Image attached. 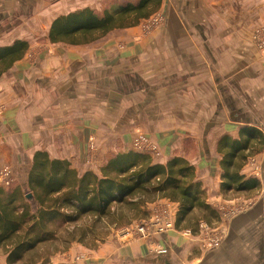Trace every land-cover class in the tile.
<instances>
[{"label": "crops", "instance_id": "0c3cea01", "mask_svg": "<svg viewBox=\"0 0 264 264\" xmlns=\"http://www.w3.org/2000/svg\"><path fill=\"white\" fill-rule=\"evenodd\" d=\"M138 1L0 0V172L10 168L12 183L27 180L37 152L98 175L119 153L155 164L181 157L217 216L198 221L195 211L150 238L73 242L38 264H264V55L255 41L264 0H161L136 25L79 44L50 40L57 18L86 9L102 18ZM156 16L160 23L146 28ZM17 42L26 52L7 57ZM226 152L247 156L239 173L257 180L255 189L223 190ZM164 200L142 207V220ZM232 209L238 213L225 218ZM202 224L223 229L219 248L202 247Z\"/></svg>", "mask_w": 264, "mask_h": 264}, {"label": "trees", "instance_id": "16d2710c", "mask_svg": "<svg viewBox=\"0 0 264 264\" xmlns=\"http://www.w3.org/2000/svg\"><path fill=\"white\" fill-rule=\"evenodd\" d=\"M160 3L139 0L114 13L106 12L102 18L88 9L75 12L57 18L49 37L52 43H84L88 35L123 28L125 23L138 24L151 17ZM27 48L28 44L17 42L5 52L13 57L18 51L23 55ZM256 136L257 132L250 137ZM246 158L242 154L235 160L231 152H226L223 190L242 192L257 187V180L245 179L239 173V162ZM29 194L34 200L27 197ZM157 198L179 204L177 227L189 222L195 211L198 221L210 222L217 216L205 200L194 166L185 158L155 164L149 155L129 151L115 155L98 175L92 171L79 173L66 160L50 159L48 154L37 152L26 187L20 182L0 185V254L6 256L7 264L46 263L63 246L83 242L92 234V228L80 225L83 219L100 221L118 207L139 211Z\"/></svg>", "mask_w": 264, "mask_h": 264}, {"label": "built area", "instance_id": "2783aa9c", "mask_svg": "<svg viewBox=\"0 0 264 264\" xmlns=\"http://www.w3.org/2000/svg\"><path fill=\"white\" fill-rule=\"evenodd\" d=\"M161 21V18L156 16L151 18L146 24V28H152L157 26ZM255 41L264 55V31H257L255 34ZM141 138L139 142H144ZM144 149V148H143ZM152 149H155L154 147ZM90 154H94L96 151L94 140L90 141L89 145ZM8 171L3 174L5 177L8 175ZM148 216L134 225L128 228L127 234L133 239L137 238H150L152 236H160L168 232L176 230V217L177 211L174 202L171 200L157 201L153 203L148 211ZM238 213L237 210L232 209L229 212H224L225 218H231ZM224 237V231L220 227H211L207 224H202L198 239L204 249L212 250L220 247Z\"/></svg>", "mask_w": 264, "mask_h": 264}, {"label": "rangeland", "instance_id": "374dc122", "mask_svg": "<svg viewBox=\"0 0 264 264\" xmlns=\"http://www.w3.org/2000/svg\"><path fill=\"white\" fill-rule=\"evenodd\" d=\"M260 31H264V30H260ZM6 171H8L9 173L4 177L3 174H5ZM0 174H1L0 176L1 186H8L12 184L10 168L8 167L3 168ZM16 182H20L25 187L27 186V180L25 179ZM144 212H146L145 209L143 210L141 208L139 209V211L137 210L132 211L128 209L127 206V207L116 208V211L113 215L97 222H95V219L93 217H87L80 222V225L92 228V234L86 237V239L83 242H75V243L81 244L87 248H93L99 243L108 240L109 238L113 237L118 233L127 235L126 230L130 228V226L134 225L133 224L134 222L138 220H142V217L145 214ZM64 249L65 247L63 246L60 251H63ZM0 262L3 263L2 259Z\"/></svg>", "mask_w": 264, "mask_h": 264}, {"label": "water", "instance_id": "95a60500", "mask_svg": "<svg viewBox=\"0 0 264 264\" xmlns=\"http://www.w3.org/2000/svg\"><path fill=\"white\" fill-rule=\"evenodd\" d=\"M27 197H28L29 199H31V200H34V198H33V195H32V194H29Z\"/></svg>", "mask_w": 264, "mask_h": 264}]
</instances>
